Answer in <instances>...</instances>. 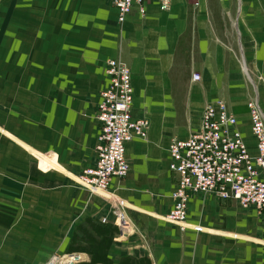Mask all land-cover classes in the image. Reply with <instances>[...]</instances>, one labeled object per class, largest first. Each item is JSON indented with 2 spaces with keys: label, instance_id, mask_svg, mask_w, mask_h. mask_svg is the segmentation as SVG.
<instances>
[{
  "label": "crops",
  "instance_id": "crops-1",
  "mask_svg": "<svg viewBox=\"0 0 264 264\" xmlns=\"http://www.w3.org/2000/svg\"><path fill=\"white\" fill-rule=\"evenodd\" d=\"M92 4L93 0H0V264H44L54 253L75 251L82 254L79 264H264V216L250 223L249 212L232 200L220 201L213 194L191 195L187 222L193 228L185 232L163 220L173 204L170 193L177 179L168 168L167 145L172 138L190 134L178 122L184 118L178 105L197 109L188 112L194 115V131L200 107L221 99L220 87L231 83L229 76L234 80L235 75L242 84L251 76L243 57L237 65L240 76L236 69L230 75L231 67L225 66L230 52L212 29L209 0H198L192 15L188 0H172L163 11L157 0H149L143 17L133 6L121 23L108 0L118 42L100 68V91L107 82L105 62L119 56L131 70L133 103L135 96L145 92L147 97L152 91L150 98L155 102L148 98L147 105L163 108L151 115L146 141L135 137L126 144L129 171L120 180L111 179L109 186L122 199L137 232L120 238L109 203L74 181L95 161L100 91L92 114L71 113L52 120L50 114L58 106L51 108L50 103L37 99L49 97L57 87L66 94L75 93L80 88L76 82L87 75L73 71L72 58L64 64L51 53L54 56L49 59L46 46L42 59L40 41L34 43L30 36L54 42L53 49L63 39L76 40L79 62L77 31L82 29L85 7L91 9ZM220 20L229 25L225 17ZM231 20L242 56L240 13L235 12ZM182 64L184 73L177 75L175 66ZM70 68L73 72L65 75ZM38 82L39 88L34 86ZM254 86L258 102L255 82ZM176 89H185L186 95L179 97ZM45 105L51 110L44 111ZM259 107L264 113V107ZM131 117L144 118L137 116L135 107ZM237 122L248 151L255 154L250 123L247 126L242 118ZM90 225L102 228L101 232ZM85 233L103 243L101 250L83 248Z\"/></svg>",
  "mask_w": 264,
  "mask_h": 264
},
{
  "label": "built area",
  "instance_id": "built-area-1",
  "mask_svg": "<svg viewBox=\"0 0 264 264\" xmlns=\"http://www.w3.org/2000/svg\"><path fill=\"white\" fill-rule=\"evenodd\" d=\"M149 0H109L117 10L121 23L138 7L145 15ZM172 0H157L161 11L168 10ZM193 1L197 5L198 0ZM104 73L105 87L99 92L95 118L99 131L95 142L96 157L92 166L74 177L77 185L90 194L106 200L114 215L118 236L135 234L137 228L124 211V204L109 191L111 179L125 177L129 164L125 158L126 144L132 139H145L149 122L131 117L133 87L131 70L121 59H108ZM198 75L193 77L196 81ZM249 129L255 141V154H250L239 129L237 118L222 99L205 104L198 128L182 139L168 142L169 170L176 176L171 191L173 204L163 217L181 232L193 228L187 222V203L191 195L213 194L220 201H233L242 210L264 213V113L257 100L248 104ZM196 229V227H194ZM81 253L52 254L44 264H79Z\"/></svg>",
  "mask_w": 264,
  "mask_h": 264
},
{
  "label": "rangeland",
  "instance_id": "rangeland-1",
  "mask_svg": "<svg viewBox=\"0 0 264 264\" xmlns=\"http://www.w3.org/2000/svg\"><path fill=\"white\" fill-rule=\"evenodd\" d=\"M188 1H190L192 5V8L190 9V15H192L195 11L193 1ZM216 2H219V5ZM209 4V10L214 14V18L211 19L212 29L217 36H220L226 42V50L230 52V57L227 59L225 65L227 69L231 67L230 75H233L234 73L232 72V69H236V74L240 76L237 65L241 63L242 57L244 64L246 62L248 66H250L251 76L248 74V78L245 81L242 80V82H244L243 84L238 82L240 79H236L234 75V80L233 78L231 79L230 76L228 77V80L231 82L230 84L220 87V98L225 101L227 107H230L234 114H239L240 117L237 116V118H242L244 123L248 126V104L252 102V100H256L257 97L253 96L254 92H256L254 82L258 87L260 97V100L258 101L259 106L264 107V0H209ZM109 6L108 0H93L91 9L85 7L84 10L86 15H83L81 18V24H83V26L82 29L77 31L79 48L77 55H79V62L76 61V40L71 41L70 38L67 40L63 39V42L53 49L52 44H54V42H51L52 44L50 41L44 43L39 37L36 38L34 35L30 36V40L34 43L40 41L41 48H39V52L43 53V56L41 57L42 59L44 58L45 51L42 48L46 46L49 59L51 56L56 55L59 60L63 59L65 64L72 58L75 62L73 65L75 69H73V71H79L82 74L85 73V75H87L86 79H81L79 82H76L80 88H77L75 93L66 94L62 89L57 87V82L55 81L53 82V87H57L58 90L55 88L54 91H51L49 97L37 99L41 104L43 102L50 103L51 108L53 105L58 106V110L50 114L52 120H55L54 118L56 117L63 118L65 115L71 113L74 115L80 113L86 114L87 112L92 114L95 110L96 96L103 85V77L101 76L100 68L104 59L110 56L108 54L109 51H111L114 48L115 43L118 42V31L116 30V27L114 26L115 23L110 15L111 7ZM235 12L240 13L242 35V39L240 40V50L242 51V56L236 46L231 26V19ZM220 16L225 17V20H227L229 25L220 20ZM226 29L229 30V33ZM36 57H38V55H36ZM66 65L69 66L70 63L68 62ZM71 70V68L67 69L65 75L73 72ZM183 70H185L183 64L175 66L177 75L184 73ZM251 77L254 81L253 83ZM40 85L41 82L34 83V86L38 88ZM174 92L181 97L182 95H186L187 91L185 89H176ZM144 93L145 92H142L139 96L137 95L134 97L131 112H133L135 107L137 116L146 118L150 125L152 120L151 115L154 113H161L163 108L158 104L147 105L148 101L146 100L151 96L153 97V95L151 94L152 91L147 92L149 93L147 97ZM255 95H257V92ZM253 97L255 99H253ZM150 100L155 102V100L151 98ZM202 107L203 105L200 107L201 111L203 109ZM51 108L48 109L46 105L43 107L44 111H47V109L51 110ZM195 110L197 109H189L188 104L181 103L178 105V113L184 112V118L179 119L178 121L181 126H184L183 131L191 132L193 130L191 125L192 123L194 124V121H192L191 117L194 115L190 117L191 114L188 112H193ZM147 136L145 139L141 140L146 141ZM243 211L249 212L250 223H255V218L264 216V214L257 215L251 209ZM91 229H94L96 233H100L102 230V228H99L96 225H92ZM83 238V240L86 241V245H83V248H88L89 250L94 251L101 250L103 246L102 242L94 240V238L87 233H85ZM77 249L79 251L82 250L81 247H78ZM98 257L99 255L96 254L97 260Z\"/></svg>",
  "mask_w": 264,
  "mask_h": 264
}]
</instances>
